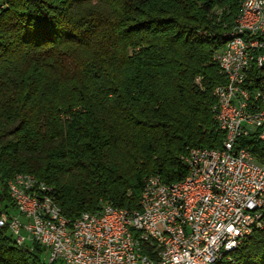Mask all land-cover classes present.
I'll use <instances>...</instances> for the list:
<instances>
[{
	"label": "trees",
	"instance_id": "16d2710c",
	"mask_svg": "<svg viewBox=\"0 0 264 264\" xmlns=\"http://www.w3.org/2000/svg\"><path fill=\"white\" fill-rule=\"evenodd\" d=\"M247 1L0 0V218L19 175L75 220L140 210L150 179L178 183L191 150L221 148L216 55ZM237 147L264 160L255 135ZM45 255L0 228V264ZM215 264H264V229Z\"/></svg>",
	"mask_w": 264,
	"mask_h": 264
},
{
	"label": "built area",
	"instance_id": "2783aa9c",
	"mask_svg": "<svg viewBox=\"0 0 264 264\" xmlns=\"http://www.w3.org/2000/svg\"><path fill=\"white\" fill-rule=\"evenodd\" d=\"M260 8L244 15L245 29ZM241 38L253 41L248 53H241L240 42L219 50L228 64L227 83H234L233 93H226V84L215 90L224 142L218 149L189 152L188 186L158 190L163 182L156 176V185L144 187L140 210L120 213L105 204L96 214L71 220L45 212L48 202H38L39 184L23 183L26 193L7 184L16 211L2 214L0 228L19 245L43 246L48 264H210L230 245L241 246L247 235L264 229V160L237 147L241 137L264 140V72L256 87H249L245 75L251 50L264 52V36ZM250 94H257L258 105H251Z\"/></svg>",
	"mask_w": 264,
	"mask_h": 264
},
{
	"label": "bare ground",
	"instance_id": "6f19581e",
	"mask_svg": "<svg viewBox=\"0 0 264 264\" xmlns=\"http://www.w3.org/2000/svg\"><path fill=\"white\" fill-rule=\"evenodd\" d=\"M259 11H256V17L253 21H251V28L245 29V21H242L244 15L248 14V12H252L255 6H260ZM238 31V33H237ZM241 36H264V0H248L245 4L242 13L238 17L236 21V26L232 30V32L228 35V41L226 46L230 47H238V42H240V51L241 53H248V48H253V41H248L247 38H241ZM264 46V39H263ZM251 57L254 59H246L245 63V75L248 76V85L249 87H256L257 83L261 82V73L264 72V52L262 49L251 50ZM216 61L219 64V67L223 74L227 77L228 75V64L223 62V57H219V53L216 55ZM254 69V72H253ZM234 92V83H227L226 85V93ZM250 103L251 105H258V96L257 94H250ZM189 156L184 158V162L187 164L189 169ZM26 185H37L39 184V192L43 193V195H38V202H48V205H45V212H51L53 216L63 217L59 209L54 205L52 198L48 196V188L39 183L33 177L19 175L14 179L8 182V185H11V188L17 193H26ZM148 185H156V178H152L149 180ZM147 185V186H148ZM189 185V173L188 176L175 184L169 185L170 189H177L179 186H188ZM158 190H165V184L158 183ZM144 195V194H143ZM114 211H118L120 213H128L127 211H119L114 209ZM85 214V213H84ZM248 236V235H247ZM224 256L223 253L218 254V262ZM216 262H211L210 264H215Z\"/></svg>",
	"mask_w": 264,
	"mask_h": 264
},
{
	"label": "rangeland",
	"instance_id": "374dc122",
	"mask_svg": "<svg viewBox=\"0 0 264 264\" xmlns=\"http://www.w3.org/2000/svg\"><path fill=\"white\" fill-rule=\"evenodd\" d=\"M28 244V243H27ZM44 259L46 260L47 259V255L44 256Z\"/></svg>",
	"mask_w": 264,
	"mask_h": 264
}]
</instances>
